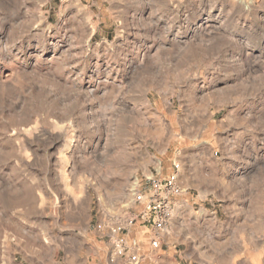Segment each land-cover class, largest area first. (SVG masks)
I'll list each match as a JSON object with an SVG mask.
<instances>
[{
  "label": "rangeland",
  "instance_id": "374dc122",
  "mask_svg": "<svg viewBox=\"0 0 264 264\" xmlns=\"http://www.w3.org/2000/svg\"><path fill=\"white\" fill-rule=\"evenodd\" d=\"M179 162L158 264H264V0H0V264L109 254Z\"/></svg>",
  "mask_w": 264,
  "mask_h": 264
},
{
  "label": "built area",
  "instance_id": "2783aa9c",
  "mask_svg": "<svg viewBox=\"0 0 264 264\" xmlns=\"http://www.w3.org/2000/svg\"><path fill=\"white\" fill-rule=\"evenodd\" d=\"M181 164H173V171L166 177L154 178V192L138 216V221L150 232L147 239L132 240L127 235L128 225L121 220L109 224V264H158L148 248H162L161 232L174 218V199L180 192L178 185Z\"/></svg>",
  "mask_w": 264,
  "mask_h": 264
},
{
  "label": "crops",
  "instance_id": "0c3cea01",
  "mask_svg": "<svg viewBox=\"0 0 264 264\" xmlns=\"http://www.w3.org/2000/svg\"><path fill=\"white\" fill-rule=\"evenodd\" d=\"M71 264H109L107 254L101 251H94L90 254L81 255ZM161 264H175L171 258H165L164 256L161 258Z\"/></svg>",
  "mask_w": 264,
  "mask_h": 264
}]
</instances>
